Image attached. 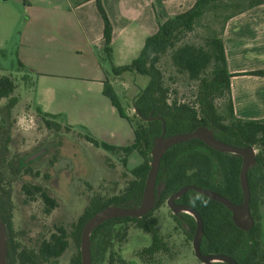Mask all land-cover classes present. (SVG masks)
Segmentation results:
<instances>
[{"label": "trees", "instance_id": "obj_1", "mask_svg": "<svg viewBox=\"0 0 264 264\" xmlns=\"http://www.w3.org/2000/svg\"><path fill=\"white\" fill-rule=\"evenodd\" d=\"M88 0H69L75 7ZM215 0H195L187 11L170 17L164 22L158 21V30L145 40L144 46L130 65L111 67L114 76L123 73L145 75L149 83L133 100L134 115L138 123L135 125L125 114L108 82L103 84V95L115 108L118 115L125 119L132 128L133 142L128 147H115L93 138L85 140L95 147H100L112 153L129 154L136 152L143 162L130 171L133 181L122 194L104 200L101 197L91 199L83 214L72 226L71 231L64 227H55V233L49 239H43L37 250L23 248L14 240L11 224L12 203L9 199L8 176H17L21 172L20 160L8 155L13 127V110L16 106L15 81L11 76H0V214L7 224L9 240L7 242L6 264H58L65 250L72 244L76 250L69 264H80L79 244L82 227L96 212L108 206L123 208L135 207L141 199L146 175L149 171L150 151L154 138L162 133L165 126V136L187 133L198 127H206L214 137L235 147H253L256 150V165L248 171L250 189V210L253 218L264 203V123L249 122L244 124L225 123L218 113L215 99L228 86L231 75L227 72L222 41L215 37H205L194 27L207 5ZM25 6H29L26 0ZM96 8L103 21L104 51L109 56L111 44V24L102 8L100 0H95ZM189 34L197 36L201 44L186 42ZM164 55L169 56L170 64L175 72L184 75L188 81L197 83L195 106L180 102L175 91L165 85V78L160 62ZM19 69L27 73L19 63ZM173 94L174 97L171 96ZM171 99V100H170ZM37 115L46 127L55 128L59 125L53 122L55 116L44 113L36 108ZM18 163L20 164L18 166ZM241 159L211 150L198 140H191L171 147L162 157L158 178L164 189L161 197L155 200V209L181 187L193 185L199 188L215 191L232 203L242 202L239 185ZM22 191L28 202L34 200L36 194H41L44 204V214L49 215L56 208V201L46 197L47 192L40 186L23 185ZM178 203L192 207L203 221L204 235L201 242L203 254H225L232 257L238 264H264V254H260V226L254 223L248 232L237 229L231 221L229 211L222 205L207 199L193 191L187 192ZM149 213L143 219H114L97 227L90 237L91 262L94 255L99 254L101 261L105 253H110L111 234L117 223L133 222L151 236L148 253L152 255L161 250L164 245L156 228V219H151ZM195 224L191 220L190 233ZM187 231V229H184ZM125 235V233H122ZM164 249V248H163ZM100 261V262H101ZM102 264V262H101ZM111 264V262H110Z\"/></svg>", "mask_w": 264, "mask_h": 264}, {"label": "rangeland", "instance_id": "obj_2", "mask_svg": "<svg viewBox=\"0 0 264 264\" xmlns=\"http://www.w3.org/2000/svg\"><path fill=\"white\" fill-rule=\"evenodd\" d=\"M26 1L30 7H26L23 0H0V76H11L16 87L12 95L16 106L13 110L14 124L9 157L20 160L36 154L40 149L46 150V153L39 155L37 161L27 165L23 173L6 178L10 182L8 190L12 203L11 224L14 240L23 248L37 250L43 239H49L50 235L55 233V227L62 226L71 231L91 199L97 200L101 197L107 200L113 195L122 194L128 183L134 179L130 171L139 166L143 159L134 151L127 155L122 152L112 153L88 143L85 138L95 139L93 135L82 126H69L68 123L70 118H80L83 112L78 109L80 103L71 105L68 108L71 111L67 109L68 112L55 115L53 122L59 125L58 131L45 126L37 115L35 102L45 85L51 83V72H65L59 62L66 58L71 64L69 74L81 76L80 64L90 60L96 50L87 46L81 30L78 26H73V23H57L47 30L42 28L44 20L74 17L69 0ZM185 40L197 45L202 43L193 34L187 35ZM75 48L81 49V56H74L72 51ZM19 51L26 53L25 56L31 60V65L25 66L21 63ZM121 51V44H117L113 49L110 44L109 56L104 51V46L97 54L120 106L135 125L138 121L134 115L133 100L146 88L149 78L128 72L114 76L112 66L130 65L140 54L123 59ZM19 63L27 73L19 69ZM160 68L164 73L165 85L176 92L175 97L180 102L195 106L197 83L177 74L168 55L162 57ZM40 78L42 80H39ZM76 85L79 87H75ZM73 86L74 89L65 86L63 90L68 89L75 93L77 89L84 98H92L93 94L87 93L85 87L78 84ZM171 96L174 97L173 94ZM4 103L2 100L0 105ZM69 112H72L73 117ZM120 119L118 114H111V128H116L118 123H124ZM67 178L70 184L69 192L65 189L64 180ZM23 185L42 187L50 198L56 201V208L49 215H45V206L39 194L33 201H26L22 191ZM256 214L254 223L260 226L259 249L260 254H264V203ZM151 218L157 221L156 227L166 250L156 253L153 257H139L142 247H149L150 238L136 230L134 223H127L125 240L115 245L118 257L125 264H201L193 254V233L177 227L165 202L152 213ZM75 253L76 250L71 244L58 264H69Z\"/></svg>", "mask_w": 264, "mask_h": 264}, {"label": "crops", "instance_id": "obj_3", "mask_svg": "<svg viewBox=\"0 0 264 264\" xmlns=\"http://www.w3.org/2000/svg\"><path fill=\"white\" fill-rule=\"evenodd\" d=\"M100 2L111 23L112 49L121 44L122 58L129 59L136 57L137 53L141 52L145 40L157 32L158 21L162 23L165 19L189 10L195 0ZM71 10L73 18L44 20L42 28L47 30L57 23H73V26H78L81 30L87 46L94 48L96 54L92 50L93 57L80 64L82 75L76 77L69 74L71 64L68 59H61L59 63L65 72H51V83L45 85L43 92L37 95L36 106L44 113L55 116L71 111L68 109L71 105L80 103L78 109L83 112L81 115L77 114L80 118L76 120L70 118L69 126L84 127L98 142L127 147L133 142L132 128L119 115L124 123H118L116 128H111V114L118 113L102 93L103 84L108 82L111 85V82L100 65L97 54L103 48L104 40L103 21L95 0H88ZM194 27L203 36L219 38L223 44L227 72L231 76L227 88L215 99V106L224 122L264 123V0H215L206 6L202 15L195 21ZM79 51L81 49L75 48L72 52L74 56H81ZM25 55L24 51H19L21 63L29 66L32 62ZM74 84L85 87L87 93L93 94L92 98H84L77 89L75 93L69 91V88L74 89ZM65 86L68 87L67 90H63ZM69 114L73 117L72 112Z\"/></svg>", "mask_w": 264, "mask_h": 264}, {"label": "water", "instance_id": "obj_4", "mask_svg": "<svg viewBox=\"0 0 264 264\" xmlns=\"http://www.w3.org/2000/svg\"><path fill=\"white\" fill-rule=\"evenodd\" d=\"M191 140H198L218 153L232 155L241 159L239 185L242 193V202L240 204H234L215 191L193 185H186L167 198L165 202L166 206L173 215L187 214L193 218L195 229L191 245L194 257L201 264H238L232 257L225 254H203L201 252V242L204 235L201 216L192 207L178 205L176 201L189 191L198 193L224 206L231 214V221L234 226L243 232H248L254 225V219L250 212V189L247 175L248 171L256 165V150L253 147H235L223 143L217 140L212 131L206 127H198L187 133L165 136L164 124H162V133L153 140L150 151L151 160L149 162V171L146 175L140 205L134 208L108 206L92 215L84 224L80 234V264H91L90 236L98 226L116 218L140 219L153 210L155 206V194L159 196L164 189L163 184L156 186V178L162 157L171 147ZM6 258V226L0 221V264H6Z\"/></svg>", "mask_w": 264, "mask_h": 264}, {"label": "flooded vegetation", "instance_id": "obj_5", "mask_svg": "<svg viewBox=\"0 0 264 264\" xmlns=\"http://www.w3.org/2000/svg\"><path fill=\"white\" fill-rule=\"evenodd\" d=\"M60 145V144H59ZM61 145H62V143H61ZM44 153H46V150L45 149H40V151H38L36 154H32V155H30L29 157H25V158H23V159H20V164H21V173H23L24 172V168L27 166V165H31V163L32 162H34L35 160L37 161L39 158V155H41V154H44ZM36 158V159H35ZM19 163H18V166L20 165ZM20 173V174H21ZM18 176V175H17ZM15 177V176H14ZM68 178L67 179H65L64 180V182H65V189L67 190V192H69V187H70V184L68 183ZM160 184H163L162 183V181L160 180V178H158V176H157V178H156V186H159ZM129 186V183H128V185H127V187ZM126 187V188H127ZM125 188V189H126ZM125 191V190H124ZM163 191V190H162ZM37 195V194H36ZM35 195V196H36ZM70 194L68 193L67 194V196H69ZM34 196V197H35ZM113 196H117V195H113ZM113 196H111V197H113ZM171 195H169L168 197H170ZM39 197L41 198V197H44V196H42L41 194H39ZM46 197H49L50 198V196L48 195V193H47V195H46ZM141 197H142V195H141ZM159 198V197H161V193L159 194V196H157L156 194H155V200H156V198ZM183 197V196H182ZM10 199V198H9ZM52 199V198H51ZM167 200V199H166ZM166 200L164 201V202H166ZM179 200V199H178ZM178 200L176 201V203L178 204V205H184L183 203H178ZM140 202H141V199H140V201H139V203L137 204V205H135V207H138L139 205H140ZM89 204V203H88ZM234 204H240V203H234ZM165 205H166V203H165ZM88 206V205H87ZM187 206V205H186ZM167 207V206H166ZM130 208H134V207H130ZM156 209H155V206H154V208H153V210L150 212V213H153L154 211H155ZM250 212H251V210H250ZM6 215H7V213H4V212H2V214H0V221L2 222V223H4L3 221H2V219L1 218H3V217H6ZM148 215V214H147ZM146 215V216H147ZM251 216H252V213H251ZM145 217V216H144ZM144 217H142V218H140V219H143ZM172 217H173V220L175 221V223L177 224V227H181L183 230L184 229H187V231H189L190 232V229H189V226L191 225V220H193V218L191 217V216H189V215H187V214H179V215H173L172 214ZM230 218H231V214H230ZM252 218H253V216H252ZM116 219H127V218H116ZM129 219H131V218H129ZM140 219H132V220H140ZM151 219H154V218H151ZM254 219V218H253ZM112 220H114V219H112ZM193 222H194V220H193ZM127 223H133V222H127ZM127 223H117V225H114L113 226V233L111 234V258H110V253L108 252V253H105L104 254V258H103V260L101 261V259H100V257H99V254H96V256L94 255V257H93V259H94V263H96V264H101V262H102V264H110V262H111V264H125L122 260H121V258H119L118 257V253H117V251H115V245H117V243H122L124 240H125V238H126V234H127V230H128V227L126 226V224ZM5 224V226H6V235H7V242H8V240H9V232H8V228H7V224L6 223H4ZM194 224H195V222H194ZM116 226V227H115ZM99 227V226H98ZM83 228V227H82ZM157 228V227H156ZM135 229L136 230H138V231H140L142 234H143V236H145V237H149L150 238V245H151V236L146 232V231H144L142 228H138L136 225H135ZM195 229V228H194ZM82 231V230H81ZM94 232V231H93ZM92 232V233H93ZM122 233H125V235H122ZM192 233H194V231L192 232ZM92 235V234H91ZM160 236V235H159ZM91 237V236H90ZM115 241H116V243H115ZM141 243V242H140ZM162 243H163V241H162ZM141 244H143V243H141ZM80 245V244H79ZM150 245H149V247H150ZM163 245H164V249L162 248L161 250H159L158 252H155V253H153L152 255H150L147 251H148V248L149 247H145V246H143L142 247V249L140 250V253H139V257L140 256H142V257H145V258H148V257H153V255H155L156 253H159V252H162V251H165L166 249H165V244L163 243ZM80 255V254H79ZM90 257H91V253H90ZM101 261V262H100ZM91 264H92V262H91Z\"/></svg>", "mask_w": 264, "mask_h": 264}]
</instances>
